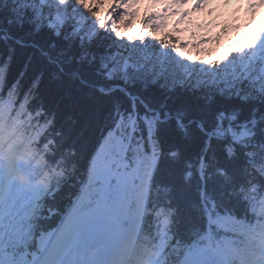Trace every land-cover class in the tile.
Listing matches in <instances>:
<instances>
[{"label":"trees","instance_id":"obj_1","mask_svg":"<svg viewBox=\"0 0 264 264\" xmlns=\"http://www.w3.org/2000/svg\"><path fill=\"white\" fill-rule=\"evenodd\" d=\"M38 2L49 7L50 18L54 11L64 16L56 30L36 24L37 14L44 16V8L37 11ZM61 10L66 11L64 7L54 6L50 0H0V36L3 34L7 41L5 43L0 37V69L6 66L5 82L17 87L21 84L29 87L32 79H36L31 89L34 99L45 111L52 112V124L58 133L56 144L64 148L77 169L97 133L107 125L111 107L125 108L130 101L116 90L103 92L98 89L117 82L105 79L103 75L109 55L117 46L109 37L111 35L102 31L99 25L92 27L95 32L91 35L87 32L91 29L70 32L66 25H72L74 20ZM14 40L22 44L18 45ZM133 45L127 43L119 51L138 59L144 53L143 47L135 43L137 49L134 50ZM218 71H215L217 84L209 79L205 81V87L190 88L200 85L193 83L199 77L196 75L188 82L189 86L174 87L169 94L163 90L170 89L162 85L163 81L152 82L153 78L142 73L136 74L137 79L133 77L126 85L129 95L135 97L138 110L146 105L159 114L174 113L184 121L189 120L184 134L174 127L172 120L162 124L159 132L161 146L177 152L175 157L161 160L156 179L168 187L181 234L200 223L199 215L192 207L196 201L194 185L197 180L183 181L181 177L183 162L194 159L203 142L204 134L194 125L199 123L202 130L213 132L222 127L223 121L230 120V114L236 119H246L264 113V89L250 88L247 81L234 82L227 90L220 89L226 77L224 71ZM209 152L214 154V165L226 173V177L216 174L217 186L212 188L213 191L224 194L234 191L243 177L242 156L236 154L226 158L222 145L213 138L205 150V159ZM61 198L62 195H58V199Z\"/></svg>","mask_w":264,"mask_h":264},{"label":"rangeland","instance_id":"obj_2","mask_svg":"<svg viewBox=\"0 0 264 264\" xmlns=\"http://www.w3.org/2000/svg\"><path fill=\"white\" fill-rule=\"evenodd\" d=\"M52 1V3L58 4V5H62L64 3H69V0H50ZM99 1L101 0H78V2H80V7H84V5H86L87 3H90L89 5H93V6H100ZM50 4V2H48ZM86 3V4H85ZM108 3H112L113 5H115V3H118L117 8H116V14L114 16V18L110 19L109 22L111 24V26H113L114 31L116 33V31H119V33H123L122 36H127V35H139V37H142L143 35H146V39L148 44H146V48H148L149 50H144V53H142V55L138 57V59L136 58H132L128 55H123L121 51L117 50V46L116 50H114L112 52L111 55H109V59L107 60V65H111V69H112V74L116 75V74H121L123 77L127 76L128 74L131 73L130 69L133 70H139V69H146V73L150 74V76H152V78H155V80H160L163 81L162 85H165L164 82L174 88V87H181V86H189L188 81L190 80H194V76L190 75V72L192 71L193 67V63H195L197 61L200 62V60L195 59L197 56V48L198 46H196V44H192L190 45L189 43V38L187 36V34L189 33L188 30L183 31L182 27L179 23H177L174 20H171L174 17L175 14V6H168L163 8V11L166 15V17L169 20H164L163 21V25L161 27H164L165 25L169 24V23H175L177 26L174 27V31L173 33L178 35L180 41L182 42L181 45V49L180 50H172V49H165V46H161L160 42L158 43V36H159V30L161 27L155 26L153 23H149L147 21V19L143 18L142 14L140 13V8L139 10H137V12L135 10L132 9H128L130 12V14H127V17L125 18L124 16H122L121 11L122 9L125 7L124 2H121L120 0L116 1V2H108ZM43 4V2H38L36 4L37 6V11L40 8H44L43 10V15L44 16H39V14H37V22L36 24H38L39 27H43L44 25H50V27H54V21H57L59 23V21H62L64 19V16H62V14H60V12H55L52 14L54 16H51L50 18V11H49V7L47 6H43L41 5ZM72 4V3H70ZM132 5V4H130ZM138 5V2H137ZM15 6L17 7V4H15ZM56 6V5H55ZM71 6V5H70ZM102 6V5H101ZM73 8H79L78 4H74L72 5ZM131 7V6H130ZM132 8V7H131ZM92 13V12H91ZM77 14V11L73 12L72 14L68 15V13L64 12V15L67 16H71L73 17L74 15ZM263 17L259 15L258 19L257 17L255 18L256 23L254 24L255 28L257 29L256 32L254 34H258L260 33L259 29H261L262 27H264V22L260 23L259 21H262ZM107 20V19H106ZM42 26H40V25ZM70 30V32H74L77 29V26L75 23H73L72 25L68 26ZM254 28V29H255ZM162 29V28H161ZM190 31V30H189ZM141 32V33H140ZM191 33V31H190ZM117 34V33H116ZM254 35L252 34H247L246 40L245 42L248 41V39H253L254 41H256ZM131 36L127 39L128 41H130ZM250 39V40H251ZM259 40V39H258ZM200 44V43H199ZM133 49L136 50L137 46L133 45ZM151 50V51H150ZM182 57L186 58V59H182L180 60ZM202 62V61H201ZM186 64H188V66H186ZM198 65V64H197ZM205 65V62H202L200 67H203ZM123 68H127L129 71H124L125 69ZM132 76V74H130L127 78H130ZM192 77V78H191ZM197 77V76H195ZM126 78V77H125ZM126 78V80H127ZM24 79V78H23ZM131 80V79H129ZM205 81L206 78H202V77H197L193 83L195 84H200V85H193V86H189L190 88L193 89H197V88H201V87H205ZM36 84V79H32L31 84H29L30 87L34 88ZM23 85L21 84L20 87H22ZM19 87V88H20ZM219 89V88H218ZM164 92H166V94L171 93L172 91H169L170 89H164ZM124 108V107H123ZM112 110V107H111ZM116 126L118 125H114L111 129V131L108 133L109 135H106L103 140L101 141L102 146L100 147H112L114 148L115 146H118V143L120 141V139L118 137H113L112 135H110V133H112L113 131L116 130ZM37 129V128H36ZM101 149V148H100ZM95 160V158H94ZM92 174L95 176H99L97 175L96 171L93 170ZM77 206H74L73 211L74 213H77L78 210L76 208ZM200 247H196L195 250H191L189 253H196L197 250H199ZM218 253L216 252V255Z\"/></svg>","mask_w":264,"mask_h":264},{"label":"bare ground","instance_id":"obj_3","mask_svg":"<svg viewBox=\"0 0 264 264\" xmlns=\"http://www.w3.org/2000/svg\"><path fill=\"white\" fill-rule=\"evenodd\" d=\"M75 4L80 5V2H77ZM72 18V17H69ZM95 22L100 21V16L95 17ZM54 26H60V24L57 21H54ZM60 22V21H59ZM70 22V21H69ZM58 24V25H55ZM64 24H67L64 23ZM111 25V24H110ZM69 26V25H66ZM163 114V113H162ZM81 217L80 219H82ZM98 221V218L96 217V214L92 216V221L90 222L88 219H85V221H81L78 224V221L74 223L72 226L75 229L66 238V242L64 241L63 243L67 245L65 248V254H64V259L61 255L58 256L60 260H62L61 264H76L73 259H80L84 255L85 249H87L90 245H92L95 242H101L102 240L106 239V235L94 228V224ZM66 226V225H65ZM101 228V226H99ZM64 228H62L63 230ZM114 234H109V237L107 241H115ZM83 236L87 237L85 240L82 242L78 243L77 245H73L74 242L77 239H82ZM108 249V247H106ZM99 254H94V259L97 261ZM101 262L99 264H112V262L109 260L105 252H102L100 255Z\"/></svg>","mask_w":264,"mask_h":264}]
</instances>
